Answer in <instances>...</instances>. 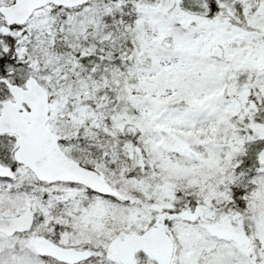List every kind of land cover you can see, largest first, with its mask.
I'll return each mask as SVG.
<instances>
[{
    "label": "snow or ice",
    "instance_id": "1",
    "mask_svg": "<svg viewBox=\"0 0 264 264\" xmlns=\"http://www.w3.org/2000/svg\"><path fill=\"white\" fill-rule=\"evenodd\" d=\"M0 264H264V0H0Z\"/></svg>",
    "mask_w": 264,
    "mask_h": 264
}]
</instances>
